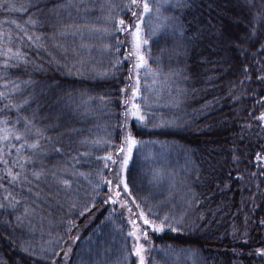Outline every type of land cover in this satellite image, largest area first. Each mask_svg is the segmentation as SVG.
I'll return each instance as SVG.
<instances>
[{
  "label": "trees",
  "instance_id": "obj_1",
  "mask_svg": "<svg viewBox=\"0 0 264 264\" xmlns=\"http://www.w3.org/2000/svg\"><path fill=\"white\" fill-rule=\"evenodd\" d=\"M154 2L146 60L166 86L149 128L124 115L144 0H0V129L42 133L19 153L0 140V264H139L140 246L144 264H264V0Z\"/></svg>",
  "mask_w": 264,
  "mask_h": 264
},
{
  "label": "snow or ice",
  "instance_id": "obj_2",
  "mask_svg": "<svg viewBox=\"0 0 264 264\" xmlns=\"http://www.w3.org/2000/svg\"><path fill=\"white\" fill-rule=\"evenodd\" d=\"M137 3V0H132V4L133 5H136ZM10 9L12 8V5H7ZM65 7H67L68 5H64ZM163 5H158L157 6V11H159V8L162 7ZM186 6L185 3H184V0H176V4L174 5V7H184ZM142 7H143V11L145 13L151 11L148 3H147V0H144V3L142 4ZM136 14L133 13V16H135ZM27 23L29 24H35L37 23L36 21L32 20V19H29L27 21ZM119 23L121 25L124 24V21L121 20L119 21ZM17 27H19V25H17ZM136 38H137V48L139 47V31H140V26L139 24L136 25ZM123 29H118V31H122ZM25 35H27V33H25ZM28 39L31 41L33 39L32 36H28ZM36 39H39V37H37ZM147 41H144V43H146ZM6 55L9 56V59H15L17 61V63H27V60L25 59V57L19 52H15L13 53L12 52V49L9 48L7 49V53ZM139 60H140V63L137 65V68L141 67V66H144L145 65V61H144V58L143 56H140L139 57ZM4 68H8L9 67V64L6 62L4 65H3ZM30 81H24V83H29ZM5 87H7V84L5 85ZM12 88H13V91H18L19 90V84H16V83H12ZM138 95V90H134L133 91V99ZM0 98H5L7 99L8 97L6 96V93L5 92H2L0 91ZM28 101L27 100H24L22 104H18V105H14V104H6L5 105V108H12V107H15L17 110H20L22 107H23V104H27ZM128 102H126L127 104ZM125 117L127 118V116H131L133 118H135L136 120L140 121V122H144L146 120V117L145 115H143L141 113V109H140V106L137 105V104H131V107H130V110L129 112L125 113L124 114ZM260 119H264V116H261ZM24 132H21V133H16L15 132V129H14V126L12 128H9V127H4L3 129H0V133H4L3 135H0V140H4V141H7L9 140L10 138V135L14 136L15 140L16 141H21L23 140L24 143L20 145V148H16V151L19 153L22 149H24L25 147L27 148H30V149H38L40 147V144H39V138L41 137L42 133L40 132L39 129L36 130V132L33 134L35 135L36 139L32 142V143H28V140H27V136L28 134L31 133V121L28 120L26 117L24 118ZM0 123L4 124V125H8L9 124V121L8 120H3V121H0ZM16 123H20V120L17 119ZM125 143L128 145V148H127V151H128V156H126L123 160V165L122 166H126L128 164V159L129 157L131 156V151H132V147L135 146L137 144V141L131 136V134H127L125 136ZM13 147H15V145H13ZM119 151L121 153L124 152V148H120ZM3 154V149H0V155ZM27 159V158H25ZM108 160H111L112 158L109 156L107 157ZM257 159L259 160L260 157L258 155ZM115 163V161H113ZM23 164H20V167L23 168ZM11 174V173H10ZM33 175L35 176H39L40 173H33ZM19 176V173L16 174V176L13 177V179L15 180L16 178H18ZM60 183H62L64 185L65 188H69L71 186L70 184V181L68 179H62L60 181ZM110 183V182H109ZM124 188L127 189V184L125 183L124 184ZM117 196H119V192L116 193ZM115 202V201H113ZM0 207H3V205H0ZM141 216L143 217V214L141 213ZM19 220V217L17 218ZM167 221H168V217L165 216L163 218V221L161 222V225L159 227L155 226V225H152L151 222L147 219V218H144L143 219V223L144 225L146 226H151L153 228L154 231H163L164 230V226L165 224H167ZM169 228H171V225L169 224L168 225ZM173 231H175L176 229H172ZM134 235V234H133ZM146 236V233L144 234ZM137 239H139V237H137ZM144 249H143V246H140L139 248L135 249V255L137 257H139V264H144V256L142 255Z\"/></svg>",
  "mask_w": 264,
  "mask_h": 264
},
{
  "label": "rangeland",
  "instance_id": "obj_3",
  "mask_svg": "<svg viewBox=\"0 0 264 264\" xmlns=\"http://www.w3.org/2000/svg\"><path fill=\"white\" fill-rule=\"evenodd\" d=\"M152 1H154V0H148L147 1V3L149 2L148 5H149L151 11H149L147 13H145L143 11L142 17L137 23L140 26V31H139V42L140 43H139L138 48H137V38L135 35V33L137 31L136 26L134 27V29L132 30V32L130 34V42H131L134 57H135V63H134L135 70H136V74H135L136 89L135 90H138V95L135 97V102L133 101V103L140 106L141 113L143 115H145L146 120L148 118H150L147 121L145 120V123L139 121L140 124H145V126L149 127V128H151L150 124L154 123V125L158 126V127L161 124V122H156V120L154 118H152V116H154V114H153L154 112L152 111V109H153L155 104H159V105L161 104L160 102H161L162 89H164L166 86V84L164 83L163 77H162L161 68L148 66V62L146 60V57L149 55V49H148L149 43L148 42L144 43V41H147V40L144 38L143 29H142V26H143L142 21L145 18H147L150 15V13L154 10V8L150 5V3H152ZM156 1L161 2L162 0H155L154 4L156 3ZM140 56H143L144 61L146 63L144 66L137 68V65L140 63V60H139ZM145 110L148 112V114L144 113ZM145 140H149V139H145ZM145 144L146 143L141 144V146H143ZM153 144L154 143H148L147 142V145L151 146ZM138 145L139 144L137 142V144L132 147L131 156L129 157L128 164L126 166H122V165H123L124 158L126 156H128V151H127L128 145L127 144L125 146L124 152L118 157L119 168H118L116 176H117V180L118 181L120 180L123 185L125 184L126 170H127L128 166L131 162L132 154H133L134 150H136V147H138ZM141 213L142 212L139 211V217H140L141 221H143L144 218H147L151 222L152 225H155L157 227H159L161 225L162 218L155 221L153 219V218H155L154 216H149L147 214L142 213L143 214V217H142Z\"/></svg>",
  "mask_w": 264,
  "mask_h": 264
}]
</instances>
